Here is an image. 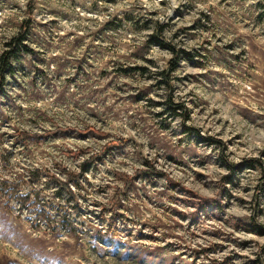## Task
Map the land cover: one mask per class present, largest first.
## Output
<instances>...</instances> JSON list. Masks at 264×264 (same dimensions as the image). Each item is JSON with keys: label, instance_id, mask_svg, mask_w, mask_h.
I'll return each instance as SVG.
<instances>
[{"label": "rangeland", "instance_id": "1", "mask_svg": "<svg viewBox=\"0 0 264 264\" xmlns=\"http://www.w3.org/2000/svg\"><path fill=\"white\" fill-rule=\"evenodd\" d=\"M254 224L264 0H0V264H264Z\"/></svg>", "mask_w": 264, "mask_h": 264}, {"label": "trees", "instance_id": "2", "mask_svg": "<svg viewBox=\"0 0 264 264\" xmlns=\"http://www.w3.org/2000/svg\"><path fill=\"white\" fill-rule=\"evenodd\" d=\"M18 43H20V41ZM17 45H15L13 47V49H11V51H12L11 53L13 56L15 55V53H14L15 50L18 48ZM25 47H26L25 45H22L23 51H27V48H25ZM54 133H55L54 130H46L44 132V134H40L37 132L21 131L19 133V136L21 137V139H24V140L29 138L31 140L36 141V140H39L42 136L54 134ZM110 146H111V142H107L106 144H104V146L102 147V149L100 151L91 153L90 156L88 157V159L84 162V164H87V166H88L89 163L92 160H94L96 157H102L103 154L105 153V151L108 148H110ZM72 154H75V152H73ZM41 171L42 170L39 168L31 170V177H33V179L39 177V174L41 173ZM64 171H65V179L64 180L58 178L54 174H52L51 177L56 182H58L60 185H62L63 188L68 192V194L70 196H74V190L71 187V183L78 185L79 176L83 171H85V168H82L80 172H75V171H71V170H64ZM140 172H141V170H136V174H139ZM124 179H125V184H126L125 186H127L129 184L128 176L125 177ZM7 185H9V189H8L9 193L14 195L18 199L20 204L24 205V204H30L32 202V201L29 202L30 201V195L28 193L27 194L18 193L17 185H15V184H7ZM223 190H224V186H223V184H221L219 191L217 192V194L215 196L205 197V196L196 194V198L198 199L200 204H203L204 202H210V203L216 205L217 207H219L221 205L220 196H221V193ZM116 197H117V195L113 197V200H115ZM36 214H38V216H40V217H46L47 216V214L43 210L37 211ZM116 214H117V210L114 208L112 211V216L109 218V220L113 222L114 215H116ZM244 230L247 232H252V233L264 235V227L257 225V224H254L252 226H245Z\"/></svg>", "mask_w": 264, "mask_h": 264}]
</instances>
